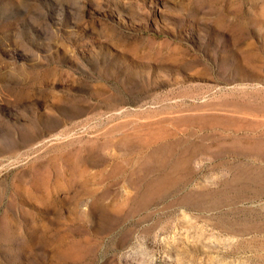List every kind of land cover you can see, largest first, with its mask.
Returning <instances> with one entry per match:
<instances>
[{"label":"rangeland","instance_id":"374dc122","mask_svg":"<svg viewBox=\"0 0 264 264\" xmlns=\"http://www.w3.org/2000/svg\"><path fill=\"white\" fill-rule=\"evenodd\" d=\"M0 264H264V0H0Z\"/></svg>","mask_w":264,"mask_h":264},{"label":"bare ground","instance_id":"6f19581e","mask_svg":"<svg viewBox=\"0 0 264 264\" xmlns=\"http://www.w3.org/2000/svg\"><path fill=\"white\" fill-rule=\"evenodd\" d=\"M71 172H72L73 177L76 178L78 173L76 174L75 170H72ZM75 178H74V180H75Z\"/></svg>","mask_w":264,"mask_h":264}]
</instances>
